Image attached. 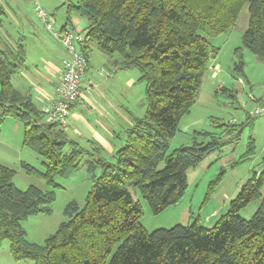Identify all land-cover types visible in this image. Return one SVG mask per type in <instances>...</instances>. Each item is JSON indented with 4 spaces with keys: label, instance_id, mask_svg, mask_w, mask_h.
Wrapping results in <instances>:
<instances>
[{
    "label": "trees",
    "instance_id": "1",
    "mask_svg": "<svg viewBox=\"0 0 264 264\" xmlns=\"http://www.w3.org/2000/svg\"><path fill=\"white\" fill-rule=\"evenodd\" d=\"M66 4L69 22L73 11L87 19L79 46L89 61L95 45L116 68L139 70V80L146 82V111L118 133L121 144L107 157L99 143L87 147L67 128L49 121L44 110L14 86L25 50L22 44L17 49L0 46V123L13 117L24 124V144L42 158L44 170L25 161L22 165L28 173L41 174L52 188H20L16 170L0 162V246L9 239L15 260L32 259L33 264H264V171H254L211 227L194 221L149 231L142 222L141 200L132 191L142 194L153 213H161L186 193L188 169L223 145L208 131H195L193 144L172 151L168 140L197 100L218 49L212 38L230 30L246 4L250 17L243 44L264 59V0ZM3 15L0 7V25ZM236 71L245 74L243 60ZM246 118L228 123L230 130L251 123ZM200 136L210 140L200 141ZM82 167L92 180L84 204L70 202L67 218L44 243L28 240L24 220L50 213L55 188L61 186L58 179H69ZM256 200L257 211L244 218L241 210Z\"/></svg>",
    "mask_w": 264,
    "mask_h": 264
},
{
    "label": "rangeland",
    "instance_id": "2",
    "mask_svg": "<svg viewBox=\"0 0 264 264\" xmlns=\"http://www.w3.org/2000/svg\"><path fill=\"white\" fill-rule=\"evenodd\" d=\"M30 7L32 9L31 5ZM60 10L57 8L55 11L59 20L62 19L61 12H64L63 8ZM32 11L37 23L43 27L47 39L51 38L35 11ZM74 14L79 15L73 11L72 15L75 16ZM249 17V5L246 4L236 24L230 30L212 38L214 46L218 49L210 58L209 68L197 100L190 112L180 121L176 134L168 140L169 151H172L181 145L193 144L195 131H208L219 136L223 145L211 152L198 166L188 169L186 193L177 204L159 214L153 213L142 194L132 189L135 198L141 200L142 222L149 231L194 221L203 226H213L219 217L227 212L231 199L237 196L242 185L254 171H258L259 174L264 171V115L253 114L257 107L264 105V59L243 44V34L248 27ZM82 21L87 24L86 18L82 17ZM56 25H59L58 21ZM48 41L56 60L61 59L60 53H63L64 57L67 55L62 44ZM32 46L33 48L29 47V56L31 58L41 56L43 52L41 46ZM103 57L104 55L93 45L90 54V65L93 67L89 66L86 81L89 82L94 77L95 80L93 90L91 91L90 86L86 93L89 95L93 92L98 100L102 98L100 97L102 94L107 97L105 100L117 108L115 117L120 119L117 120L118 126L122 119L124 123L121 125L127 128L133 124L134 116H142L146 111V82L139 80L140 72L136 68L109 73V69L102 65ZM240 60L244 62L245 74L236 71V65ZM31 80L35 82L32 78L28 80L20 78L18 84L23 86L27 82V86L35 91L36 87L32 85ZM247 116L251 118V123L246 124L241 130H230L228 123L234 119L241 123ZM4 119L0 123V156H8L5 163L16 170L14 178L16 185L27 188L30 184H35L44 190L52 189L41 174L28 173L22 165L25 161L40 171L44 170L42 158L24 144V124L22 122L18 124L17 119H13L14 124ZM199 140L208 142L210 137L200 136ZM105 156L110 157L108 153ZM164 164L163 162L160 167ZM58 181L61 186L55 188L52 211L30 215L23 222L27 239L32 242L44 243L67 218L65 213L67 205L72 201L83 205L92 185L90 174L85 167L79 169L69 179L59 178ZM262 192L264 193V185ZM259 205V200L252 201L240 213L249 219ZM33 263L32 259L15 260L9 239L1 243L0 264Z\"/></svg>",
    "mask_w": 264,
    "mask_h": 264
},
{
    "label": "crops",
    "instance_id": "3",
    "mask_svg": "<svg viewBox=\"0 0 264 264\" xmlns=\"http://www.w3.org/2000/svg\"><path fill=\"white\" fill-rule=\"evenodd\" d=\"M36 2H39L49 11L54 20L58 21V26L62 28L76 29L84 34L87 24L85 25L82 17H80L81 15L77 14H74L75 16L72 15L71 22L68 21L67 0H0V7L4 9L3 23L0 25V46L4 49L8 47L17 49L22 44V48L25 50V62L14 76L13 84L21 93L30 96L40 109L44 110L45 106L54 98L55 87L60 82L61 69L65 57L63 53H60V60L59 58L58 60L54 58V52L52 53L48 40L60 45L61 43L49 31L45 30L51 37L47 39L44 29H42L43 27L41 28L37 23L32 11H35ZM55 8L64 9V12H61L62 19H57ZM32 45L35 47L41 46L43 49L41 56H33L32 58L29 56V47L33 48ZM102 65L109 69V73L121 70L116 68L107 57H103ZM89 66H91L90 61ZM213 68L215 69L216 67L214 66ZM214 74L216 75V72ZM20 78L26 80L34 79L35 82L31 80V83L36 87L35 91L27 86V82L23 86L18 84ZM86 78H84L82 83V96L73 104L67 118V130L73 138L78 139L87 147H90L92 141H95V143L103 146L104 154L112 155L120 146L117 135L125 130V127L121 125L124 122L121 119V123L118 126L117 120L120 119H116L117 108L111 102H107L105 100L107 97L103 94L100 95L102 97L100 100L93 95V92L87 95V88L91 86V91L93 90L95 77L89 82L86 81ZM13 119L16 120L13 117H6L4 121L9 120L13 123ZM17 122L21 124L19 120ZM6 158L8 156H0V162L8 165L5 163Z\"/></svg>",
    "mask_w": 264,
    "mask_h": 264
},
{
    "label": "built area",
    "instance_id": "4",
    "mask_svg": "<svg viewBox=\"0 0 264 264\" xmlns=\"http://www.w3.org/2000/svg\"><path fill=\"white\" fill-rule=\"evenodd\" d=\"M35 11L46 30L58 39L67 51V55L63 59L61 79L55 88L54 98L44 108L49 121L67 128V118L73 103L82 96V83L89 69V60L79 46L84 39V34L76 29L64 30L57 26L52 14L39 2L35 4ZM253 114L255 116L264 115V105L257 107Z\"/></svg>",
    "mask_w": 264,
    "mask_h": 264
}]
</instances>
